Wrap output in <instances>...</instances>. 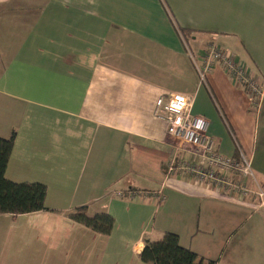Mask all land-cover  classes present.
<instances>
[{"label":"crops","instance_id":"1","mask_svg":"<svg viewBox=\"0 0 264 264\" xmlns=\"http://www.w3.org/2000/svg\"><path fill=\"white\" fill-rule=\"evenodd\" d=\"M212 45L264 85V0H0L6 175L48 187V209L0 214V264H152L144 239L166 231L216 264H264L257 203L170 169L193 157L157 101L180 92L264 179V90L254 103L221 62L202 80ZM84 205L114 217L109 234L70 217Z\"/></svg>","mask_w":264,"mask_h":264},{"label":"built area","instance_id":"2","mask_svg":"<svg viewBox=\"0 0 264 264\" xmlns=\"http://www.w3.org/2000/svg\"><path fill=\"white\" fill-rule=\"evenodd\" d=\"M221 62L228 73L240 81L251 95L254 103L263 95L264 85L258 77L246 73L236 64L234 57L218 46L208 48L199 66L200 76L205 80L211 65ZM193 100L180 92L160 97L157 112L167 119L170 135L181 145L191 150L193 159L174 161L170 169L189 175L217 189L233 193L246 199L255 195L259 199L258 209H264V187L255 175L247 156L240 150L237 156H226L217 150L215 139L208 133L209 121L201 115L193 114ZM242 197V198H243Z\"/></svg>","mask_w":264,"mask_h":264},{"label":"trees","instance_id":"3","mask_svg":"<svg viewBox=\"0 0 264 264\" xmlns=\"http://www.w3.org/2000/svg\"><path fill=\"white\" fill-rule=\"evenodd\" d=\"M171 19L174 21V18ZM176 26L183 40L189 42L195 30L181 25ZM15 138V131L8 137L0 136V214H19L48 209L46 206L48 187L44 182L15 181L6 175ZM259 182L264 187V179H260ZM248 197L259 203L255 195ZM70 217L104 234L112 231L115 222L114 217L106 211L89 214L86 205L76 207ZM140 257L144 262L152 264H216V260H206L191 248L183 246L180 235L174 231H166L159 240L146 237Z\"/></svg>","mask_w":264,"mask_h":264},{"label":"rangeland","instance_id":"4","mask_svg":"<svg viewBox=\"0 0 264 264\" xmlns=\"http://www.w3.org/2000/svg\"><path fill=\"white\" fill-rule=\"evenodd\" d=\"M215 67V63H213L212 65H211V68H210V70L207 72V74L213 69ZM259 180V179H258ZM232 195H233V193H231ZM239 197V196H238ZM243 197V195H240V201H243L244 200V197ZM262 212H263V215H264V209L262 210Z\"/></svg>","mask_w":264,"mask_h":264}]
</instances>
